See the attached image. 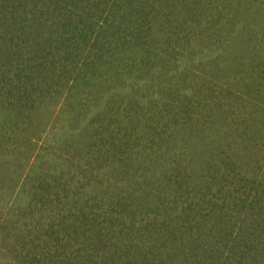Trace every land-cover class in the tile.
Listing matches in <instances>:
<instances>
[{
	"label": "trees",
	"instance_id": "obj_1",
	"mask_svg": "<svg viewBox=\"0 0 264 264\" xmlns=\"http://www.w3.org/2000/svg\"><path fill=\"white\" fill-rule=\"evenodd\" d=\"M0 264H264V0H0Z\"/></svg>",
	"mask_w": 264,
	"mask_h": 264
}]
</instances>
